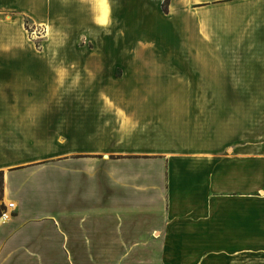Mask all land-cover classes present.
Returning <instances> with one entry per match:
<instances>
[{
  "label": "crops",
  "instance_id": "crops-1",
  "mask_svg": "<svg viewBox=\"0 0 264 264\" xmlns=\"http://www.w3.org/2000/svg\"><path fill=\"white\" fill-rule=\"evenodd\" d=\"M93 1L106 25L107 0H0V171L13 203L0 264H187L178 254L225 252V237L239 236L226 216L240 221L244 202L264 201L254 197L264 0H168L167 52L140 54L115 88L111 71L82 72L79 96L59 100L64 69L33 50L24 20L43 28Z\"/></svg>",
  "mask_w": 264,
  "mask_h": 264
},
{
  "label": "rangeland",
  "instance_id": "rangeland-1",
  "mask_svg": "<svg viewBox=\"0 0 264 264\" xmlns=\"http://www.w3.org/2000/svg\"><path fill=\"white\" fill-rule=\"evenodd\" d=\"M107 2L109 14L106 25L97 21L94 1L89 6L81 4L75 7V11L51 14V22L43 28L32 24L28 19L24 20L33 50L54 54L58 61L50 60V67L64 69V86L56 91L59 100L72 101L74 96H79L80 92L75 90L82 72L87 75L84 78L88 79V75L96 71H111L115 88L123 83V76L127 72L133 74V71L140 70V54L168 51V0H160V4L156 0H147L142 8L146 10L144 13H140V0ZM111 95L114 98L109 103H114L120 93L114 89ZM122 157L124 155L116 152L109 155L112 160ZM127 157L140 158V154L133 153ZM106 159L108 158H103L102 153L97 154L98 180L104 179ZM34 163L41 164L42 161ZM261 196H264V191L258 192L254 197ZM1 203L6 207L3 199H0ZM241 207L243 210L240 221L226 216V223L230 219L238 224L239 236L225 237V252H194L178 256H186L187 264H264V201L257 199L255 202H244ZM232 248H240V251H231Z\"/></svg>",
  "mask_w": 264,
  "mask_h": 264
},
{
  "label": "built area",
  "instance_id": "built-area-1",
  "mask_svg": "<svg viewBox=\"0 0 264 264\" xmlns=\"http://www.w3.org/2000/svg\"><path fill=\"white\" fill-rule=\"evenodd\" d=\"M13 208V203L12 202H9L7 204V206L1 211V214H0V219L3 218V219H6L8 218L10 215H11V210Z\"/></svg>",
  "mask_w": 264,
  "mask_h": 264
},
{
  "label": "trees",
  "instance_id": "trees-1",
  "mask_svg": "<svg viewBox=\"0 0 264 264\" xmlns=\"http://www.w3.org/2000/svg\"><path fill=\"white\" fill-rule=\"evenodd\" d=\"M1 185H3V177H2V172L0 171V199H2V190H1ZM4 205L3 203L0 204V214H1V211L4 209Z\"/></svg>",
  "mask_w": 264,
  "mask_h": 264
},
{
  "label": "bare ground",
  "instance_id": "bare-ground-1",
  "mask_svg": "<svg viewBox=\"0 0 264 264\" xmlns=\"http://www.w3.org/2000/svg\"><path fill=\"white\" fill-rule=\"evenodd\" d=\"M105 3L103 2V5H104ZM106 12H107V9L106 8H104L103 9V13H102V22L103 21H105L106 19H105V16H106ZM10 201V200H9ZM9 201H7V203H9ZM0 220H4L3 218H1Z\"/></svg>",
  "mask_w": 264,
  "mask_h": 264
}]
</instances>
